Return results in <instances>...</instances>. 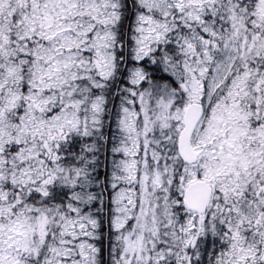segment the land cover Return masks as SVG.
I'll list each match as a JSON object with an SVG mask.
<instances>
[{"label": "snow or ice", "instance_id": "6c2138e0", "mask_svg": "<svg viewBox=\"0 0 264 264\" xmlns=\"http://www.w3.org/2000/svg\"><path fill=\"white\" fill-rule=\"evenodd\" d=\"M0 264H264V0H0Z\"/></svg>", "mask_w": 264, "mask_h": 264}]
</instances>
